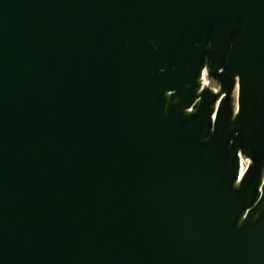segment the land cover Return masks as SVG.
Segmentation results:
<instances>
[{"label": "water", "instance_id": "obj_1", "mask_svg": "<svg viewBox=\"0 0 264 264\" xmlns=\"http://www.w3.org/2000/svg\"><path fill=\"white\" fill-rule=\"evenodd\" d=\"M0 264H264V0H0Z\"/></svg>", "mask_w": 264, "mask_h": 264}]
</instances>
